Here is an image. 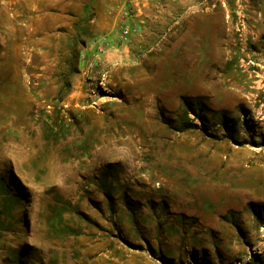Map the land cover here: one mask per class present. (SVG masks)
Wrapping results in <instances>:
<instances>
[{"label":"rangeland","instance_id":"1","mask_svg":"<svg viewBox=\"0 0 264 264\" xmlns=\"http://www.w3.org/2000/svg\"><path fill=\"white\" fill-rule=\"evenodd\" d=\"M263 223L264 0H0V264H246Z\"/></svg>","mask_w":264,"mask_h":264},{"label":"built area","instance_id":"2","mask_svg":"<svg viewBox=\"0 0 264 264\" xmlns=\"http://www.w3.org/2000/svg\"><path fill=\"white\" fill-rule=\"evenodd\" d=\"M136 29L131 25H122L115 36L118 42L124 43L134 34Z\"/></svg>","mask_w":264,"mask_h":264},{"label":"trees","instance_id":"3","mask_svg":"<svg viewBox=\"0 0 264 264\" xmlns=\"http://www.w3.org/2000/svg\"><path fill=\"white\" fill-rule=\"evenodd\" d=\"M225 119H227V117L225 116ZM225 124H226V121H225ZM189 127H185V128H182V129H179L180 131H186ZM263 226H264V223H263ZM195 264H198V263H195ZM202 264H205V263H202ZM246 264H264V253L261 254V253H253L251 255V259L250 261H248Z\"/></svg>","mask_w":264,"mask_h":264}]
</instances>
